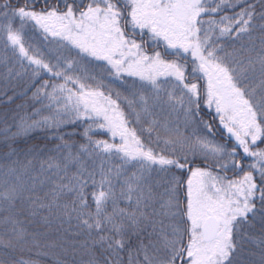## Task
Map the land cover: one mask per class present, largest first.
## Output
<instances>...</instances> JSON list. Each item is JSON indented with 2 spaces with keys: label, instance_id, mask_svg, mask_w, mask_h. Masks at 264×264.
I'll return each instance as SVG.
<instances>
[{
  "label": "snow or ice",
  "instance_id": "snow-or-ice-1",
  "mask_svg": "<svg viewBox=\"0 0 264 264\" xmlns=\"http://www.w3.org/2000/svg\"><path fill=\"white\" fill-rule=\"evenodd\" d=\"M0 264H264V0H0Z\"/></svg>",
  "mask_w": 264,
  "mask_h": 264
},
{
  "label": "trees",
  "instance_id": "trees-1",
  "mask_svg": "<svg viewBox=\"0 0 264 264\" xmlns=\"http://www.w3.org/2000/svg\"><path fill=\"white\" fill-rule=\"evenodd\" d=\"M24 101L21 99H17L15 104H11V105H5L3 103H0V114L6 112V111H11L12 109L15 108L16 104H20L23 103Z\"/></svg>",
  "mask_w": 264,
  "mask_h": 264
}]
</instances>
